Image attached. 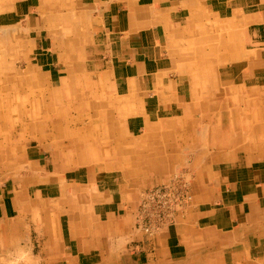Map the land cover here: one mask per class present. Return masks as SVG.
<instances>
[{
	"label": "crops",
	"instance_id": "crops-1",
	"mask_svg": "<svg viewBox=\"0 0 264 264\" xmlns=\"http://www.w3.org/2000/svg\"><path fill=\"white\" fill-rule=\"evenodd\" d=\"M88 1L99 46L98 57H91L93 73L109 78L112 96L118 100L113 109L119 117L111 125L117 123L137 141L155 124L167 128L196 120L189 116L205 109L206 102L192 99L195 76L209 80L208 93L219 92L222 86L230 92L255 78L264 82V0ZM33 6L25 0L12 13L27 16L26 24L32 29L34 24L38 27V21L28 20ZM8 14H0V24L12 21ZM206 30L211 39L206 38ZM222 30L230 31L228 41L223 42ZM191 33L202 39L200 45L208 41L229 45L231 50L211 55L207 68L191 74L185 60L178 59L186 56L175 48L183 46ZM36 41L35 48L41 45V37ZM38 56L48 67L44 70L48 83L65 81L62 77L52 80L58 72L56 57ZM222 62L228 65L220 68ZM263 120L258 126L264 129ZM245 133L236 131L232 138L233 131L219 132L218 146H227L230 140V147H243L250 154L226 153L222 151L226 147L216 145V151L200 165L201 176L191 185L193 208L150 240L132 229L133 196L110 176V169L74 163L72 153H66L73 144L63 146L40 134L37 142L19 145L22 153L14 159L8 158L5 147L0 174L22 176L0 181V253L11 254L12 259L19 252L18 258H23L25 253L28 262L18 259V264L264 262V158L251 155L264 148L260 145L264 141L260 136L252 140L247 129ZM157 157L151 172L165 175L169 164ZM90 173L100 176L90 182Z\"/></svg>",
	"mask_w": 264,
	"mask_h": 264
},
{
	"label": "rangeland",
	"instance_id": "rangeland-1",
	"mask_svg": "<svg viewBox=\"0 0 264 264\" xmlns=\"http://www.w3.org/2000/svg\"><path fill=\"white\" fill-rule=\"evenodd\" d=\"M24 1L0 0L3 9L0 14L12 16V21L0 24V155L7 147L8 158L14 159L22 153L19 145L35 143L41 137H51L52 142L61 141L67 147L73 144L66 153H72L76 159L74 163L82 162L90 169L99 166L101 171L104 167L110 169V176L115 177L137 204L140 191L167 182L173 175L182 174L191 190L194 178L201 176L199 169L205 157L216 151L214 148L219 143L215 137L222 130L227 134L233 131L232 138H235L236 131L241 135L246 134L247 129L252 140L260 136L264 141V129L258 126L264 117V107L261 109L264 103L263 80H247L230 92L227 86H222L219 92L208 93L212 84L208 79L196 76L191 87L192 99L206 102L205 109L195 110L189 116L196 120L167 128L155 124L138 137V141L131 138L117 123L111 125L119 115L118 110L113 109L118 100L112 96L109 78L93 73L95 61L91 57H98L99 46L86 7L89 1L31 0L35 7L28 20L38 21V27L34 24L33 29L26 24L27 16L12 15ZM206 33V38H210L207 30ZM230 35L229 30H222L223 42L228 41ZM38 36L41 37L42 50L39 45L35 48ZM187 36L184 45H175V48L186 56L178 59L185 60L189 71L193 70L191 74L207 68L206 60L212 59L211 55L231 50L229 45H214L208 41L206 45H200L202 39L197 33ZM40 53L41 57H56L54 68L58 72L52 80L62 77L64 82H60V78L58 82L48 83V75L44 72L48 67L37 58ZM226 65L228 63L222 62L220 68ZM236 80L239 83V79ZM197 117L205 122L199 123ZM257 141L259 145L260 141ZM260 145L264 147V144ZM230 146L229 140L227 146L221 143L218 148L239 156L250 154L248 149L243 151V147ZM251 155L264 158V148L257 153L251 152ZM161 156L169 164L165 175L151 172L156 165L154 158L159 161ZM164 162H160L161 166ZM21 176L1 173L0 181L19 180ZM88 176L89 181L94 182V177L100 174L90 173ZM192 202L177 221L187 216L193 208ZM19 253L13 259L11 254L4 256L0 253V264H18ZM23 255L20 259L28 262L25 253ZM262 262L259 264H264Z\"/></svg>",
	"mask_w": 264,
	"mask_h": 264
},
{
	"label": "built area",
	"instance_id": "built-area-1",
	"mask_svg": "<svg viewBox=\"0 0 264 264\" xmlns=\"http://www.w3.org/2000/svg\"><path fill=\"white\" fill-rule=\"evenodd\" d=\"M138 194L132 229L146 240L156 236L160 229L172 226L174 218L183 216L191 202L190 184L182 174L173 175L167 182Z\"/></svg>",
	"mask_w": 264,
	"mask_h": 264
},
{
	"label": "bare ground",
	"instance_id": "bare-ground-1",
	"mask_svg": "<svg viewBox=\"0 0 264 264\" xmlns=\"http://www.w3.org/2000/svg\"><path fill=\"white\" fill-rule=\"evenodd\" d=\"M190 197H191V201H192V194H191V190H190ZM139 198V197H138ZM191 204V202H190ZM190 206V205H189ZM182 214V213H181ZM180 215V214H179ZM182 216V215H181ZM181 216H177L176 218H174V223H176L177 219Z\"/></svg>",
	"mask_w": 264,
	"mask_h": 264
}]
</instances>
